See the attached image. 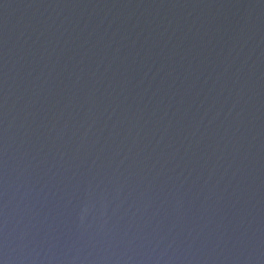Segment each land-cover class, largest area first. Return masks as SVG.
I'll return each instance as SVG.
<instances>
[{"label": "water", "instance_id": "1", "mask_svg": "<svg viewBox=\"0 0 264 264\" xmlns=\"http://www.w3.org/2000/svg\"><path fill=\"white\" fill-rule=\"evenodd\" d=\"M0 264H264V0H0Z\"/></svg>", "mask_w": 264, "mask_h": 264}]
</instances>
